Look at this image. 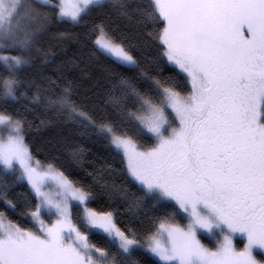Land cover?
Returning a JSON list of instances; mask_svg holds the SVG:
<instances>
[{"label":"snow or ice","instance_id":"6c2138e0","mask_svg":"<svg viewBox=\"0 0 264 264\" xmlns=\"http://www.w3.org/2000/svg\"><path fill=\"white\" fill-rule=\"evenodd\" d=\"M110 8L150 29L148 39L117 38L100 21L85 34L108 63L81 51L56 64L55 78L44 75L56 60L45 41L53 26ZM71 68L80 77L69 79ZM90 76L103 90L99 115L75 98L78 79ZM37 107V129H90L119 167H93L89 185L42 163L25 140L33 127L25 114ZM57 143L71 167H92L82 147L63 136ZM0 176L11 177L0 186V264H141L137 256L144 264H264V0H0ZM25 183V199H10V186ZM98 197L122 202L134 226L92 207ZM21 204L18 215L33 227L8 218ZM236 233L247 241L239 250Z\"/></svg>","mask_w":264,"mask_h":264},{"label":"trees","instance_id":"16d2710c","mask_svg":"<svg viewBox=\"0 0 264 264\" xmlns=\"http://www.w3.org/2000/svg\"><path fill=\"white\" fill-rule=\"evenodd\" d=\"M100 21H104L111 34L117 38L127 36L133 43H139L140 41L148 39L146 32L150 29L135 27L129 21L121 17L116 9L110 8L103 11L100 9L90 10L80 24L67 23L53 26L52 33H50L48 37H45V41L51 45L50 51L52 55L56 57V60L55 64L43 69V74L55 78L54 69L56 64H59L61 60L76 59L81 51H85L89 55L95 53L94 61L97 64L108 63L106 57L95 52V48L93 47L95 36L85 34L90 32L93 24L99 23ZM85 25H87V27H85ZM55 33H68L73 36V39L58 41L53 38ZM58 42L60 48L56 47ZM61 48L63 49V53L61 52ZM31 71L32 70L29 69V72ZM65 74L68 75L69 79L80 77L79 69L77 68H71ZM165 74L169 75L171 73L166 72ZM75 98L85 104L86 110L92 111L96 115H99L104 108L103 90L97 84L95 76L78 79V88ZM12 108L14 110H24L22 105H13ZM25 115L27 120L33 124L32 129L26 130L25 132L26 143L33 155L42 163H51L56 168L64 171L71 179L79 180L89 185L94 184L92 176L88 175V173L93 172V167L100 168L105 161L112 163L114 168L119 167L120 157L116 156L114 152L109 151V149L104 146L103 141L91 134L90 129L85 130L79 127H72L67 123H54L47 128L37 129L36 126L39 125L40 119L44 118L41 109L37 107L34 111L27 112ZM61 136L65 137L69 143H75L79 147H82L85 150L86 161L93 162L92 167H89L87 163L84 168L71 167L68 162L67 152L61 147L60 143H57ZM53 145H55V148H53ZM6 179L11 180V177L0 176V186L3 185ZM112 180L117 184L122 182L118 173L113 174ZM128 187L131 192H134L136 195H141L137 188L131 185ZM26 189V184H12L8 189V196L16 202L23 201L25 197L21 194L24 193ZM92 207L101 211L110 209L115 210L116 223L121 228L133 227L135 224L132 218L126 214V206H124L122 202L110 201L107 198L98 197L92 204ZM4 208L5 205L3 201H0V210H3ZM23 210L24 208L21 204L17 212L8 213V218L12 219L14 222L20 223L23 227H33L29 219L20 218L18 215V212ZM177 222L181 223L183 226L187 223V220H178ZM140 227H146V225H141ZM90 241L96 243L98 246H103L105 244V239L101 234H91ZM135 258L140 259L141 264H144V260L147 259V257L141 256ZM156 264L159 263L156 262Z\"/></svg>","mask_w":264,"mask_h":264},{"label":"rangeland","instance_id":"374dc122","mask_svg":"<svg viewBox=\"0 0 264 264\" xmlns=\"http://www.w3.org/2000/svg\"><path fill=\"white\" fill-rule=\"evenodd\" d=\"M73 2H74V0H67V3L69 5V7H71ZM47 190L52 194L53 197H56L58 195V189H57V186H56L55 182H49ZM44 218L49 223H51L53 220H55L54 216L51 217V218L45 216ZM198 236H199L201 242L205 246H208V247H213L214 246V244H215L214 238L210 237L207 233H198ZM246 242H247L246 241V237H244L243 235H241L239 233H236V234L233 235V244L238 247V250H239V248H242L244 243H246ZM255 254L258 257H260L262 255L261 251L259 249L255 250ZM151 258L153 260H155L157 263L161 264V262L159 261V259L157 257H151Z\"/></svg>","mask_w":264,"mask_h":264}]
</instances>
